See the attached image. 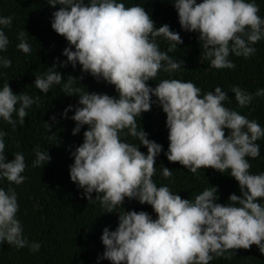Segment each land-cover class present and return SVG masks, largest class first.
Wrapping results in <instances>:
<instances>
[{
  "label": "clouds",
  "instance_id": "clouds-1",
  "mask_svg": "<svg viewBox=\"0 0 264 264\" xmlns=\"http://www.w3.org/2000/svg\"><path fill=\"white\" fill-rule=\"evenodd\" d=\"M53 8L51 27L68 42L63 55L67 60L61 67L77 63L81 71L96 80L115 87L118 98L107 94L83 91L74 85L83 79L69 75L65 80L56 71V63L43 75H37L34 86L48 93L53 85H61L68 96H78V107L71 119L75 122L72 134L83 126V143L71 152L74 163L69 175L83 196L105 213H113L125 199L150 205L156 219L146 211L119 213L114 231L105 227L101 240L105 251L98 259L111 264H210L214 257L238 249L248 250L256 245L264 254V172L253 174L248 157L260 156L258 140L264 138V128L240 112L225 106L231 103L221 87L201 94L193 82L180 79L155 81L163 71H178L184 61L177 62L161 51L156 38L170 41L173 51L183 40L178 32L164 24L157 28L144 7H126L118 0H46ZM178 13L179 24L187 32L199 34L203 59L215 69H233L230 54L245 59L254 55L256 44L264 39V19L254 0H169ZM11 17L0 16V26L10 27ZM25 31L18 33L17 48L30 53ZM9 39L0 27V52L7 50ZM74 48V50H73ZM12 61L0 55V66L11 67ZM235 101L241 108L251 104L253 94L233 86ZM255 96H264L258 89ZM155 96L156 101L152 100ZM26 93L15 94L8 83L0 90V117L15 130L17 120L24 124L26 109L38 103ZM158 103L166 114L168 150L171 163H179L195 174L211 168L222 174L230 170L239 185L241 195L231 194L226 204L218 203V188L211 186L195 195L182 198L167 185L157 186L153 180L156 158L163 146L148 139L138 130L137 116L148 112ZM19 105V107H17ZM69 105L63 113L67 117ZM53 121L56 120L52 116ZM48 124V123H47ZM51 126V125H50ZM225 129L229 130L226 135ZM137 138L140 145L125 142L121 133ZM5 132L0 131V179L21 185L27 165L23 154H14L6 162ZM147 148V154L139 150ZM33 167L49 163L48 151L37 148ZM46 163V164H47ZM164 179L172 178V170L160 165ZM93 193L96 194L93 199ZM19 204L14 188H0V245L7 242L17 249L29 247L39 251L41 245L29 243L17 219Z\"/></svg>",
  "mask_w": 264,
  "mask_h": 264
},
{
  "label": "trees",
  "instance_id": "trees-1",
  "mask_svg": "<svg viewBox=\"0 0 264 264\" xmlns=\"http://www.w3.org/2000/svg\"><path fill=\"white\" fill-rule=\"evenodd\" d=\"M118 2L124 3L126 7H144L157 28L167 24L183 40L175 50L168 51L171 42L163 37L156 38L161 51L167 52L177 62L183 60L184 65L171 74L161 71L155 81L147 82L150 87L155 88L162 79L175 78L193 82L201 88L203 95L219 86L228 93L231 100V103H225L226 107L240 112L249 120H256L264 128V96L254 95L258 89H264V39L252 45L256 52L247 59L230 54L229 59L235 64V68L215 69L211 67L209 60L201 57L199 34L181 28L178 13L169 0ZM200 2L202 0H197V3ZM254 2L259 6V15L264 19V0ZM59 7H51L46 0H0V16L12 18L10 27L0 26L9 39L7 50L0 52V55L12 61L9 68L0 66V90L8 83L15 94L23 92L34 99L37 96L40 98L38 103L26 109L28 114L24 124H19L17 115L13 114V119L17 120L15 130L0 117V131L6 133L3 137L6 162L12 161L14 154L21 153L27 165L22 173L26 179L21 185H10L6 179H0V188L15 189L19 204L17 219L22 224L23 235L29 243L41 245L39 251L33 252L29 247L17 249L4 242L0 245V264H111L106 259H98L105 251L101 240L103 229L108 227L110 231H114L118 226L119 213L124 210L146 211L153 219L157 218L150 205H142L137 200L127 198L115 212L105 213L98 201L93 204L84 198L83 189L78 188L70 179L69 166L74 163L71 152L83 143V133L87 130V126H83L78 134H72L76 125L71 117L79 106V97L65 95L62 84L53 85L48 93H42L34 86L36 76L43 75L56 63V71L65 80L69 75L77 78L83 76L74 87L90 93L107 94L113 98H118V93L113 85L82 72L79 63L75 68L71 64L60 66L61 62L67 60L63 50L69 45L51 27L52 13ZM21 31L28 33L26 40L31 46L30 53H23L17 48L20 42L17 36ZM233 86H239L253 94L250 105L243 108L237 105L234 93L231 92ZM156 99L155 96L152 97L153 101ZM69 105L73 108L64 117V110ZM52 116L56 117L55 121L51 119ZM136 121L138 130L143 128L148 139L163 146V151L156 158V173L153 176L158 187L167 185L182 198L194 199L195 195L206 188L215 186L218 188L217 202L221 204H226L231 194L241 195L238 182L230 176V170L222 174L207 168L193 174L179 163L167 160L165 153L169 140L166 114L158 103H153L150 111L137 116ZM126 132L124 130L121 133V139L139 146L140 141L126 135ZM225 133L228 135L229 130L225 129ZM256 143L260 144V156L255 159L247 158L253 174L264 172V138ZM37 148L48 151L51 160L40 167H33ZM139 150L147 154L146 147L141 145ZM161 164L172 170V178H163ZM92 195L95 199L96 194ZM258 202L264 205V199ZM210 264H264V254L253 245L248 250L238 249L226 252L221 257H214Z\"/></svg>",
  "mask_w": 264,
  "mask_h": 264
}]
</instances>
